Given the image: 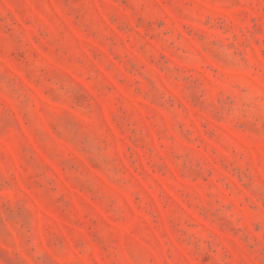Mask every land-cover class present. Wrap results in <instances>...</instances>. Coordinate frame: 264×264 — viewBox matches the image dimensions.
I'll use <instances>...</instances> for the list:
<instances>
[{"label": "rangeland", "instance_id": "1", "mask_svg": "<svg viewBox=\"0 0 264 264\" xmlns=\"http://www.w3.org/2000/svg\"><path fill=\"white\" fill-rule=\"evenodd\" d=\"M0 264H264V0H0Z\"/></svg>", "mask_w": 264, "mask_h": 264}]
</instances>
